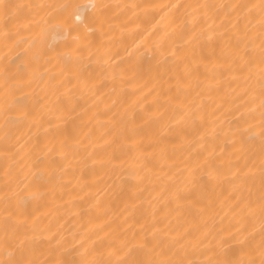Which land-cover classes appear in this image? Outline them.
<instances>
[{"label":"bare ground","instance_id":"obj_1","mask_svg":"<svg viewBox=\"0 0 264 264\" xmlns=\"http://www.w3.org/2000/svg\"><path fill=\"white\" fill-rule=\"evenodd\" d=\"M4 3L0 264H262L264 0Z\"/></svg>","mask_w":264,"mask_h":264},{"label":"snow or ice","instance_id":"obj_2","mask_svg":"<svg viewBox=\"0 0 264 264\" xmlns=\"http://www.w3.org/2000/svg\"><path fill=\"white\" fill-rule=\"evenodd\" d=\"M0 7L4 8L5 11H8L12 6L5 4L4 0H0ZM232 7L235 9L236 7H240V6L233 5ZM260 7L262 10H264V3H262L260 5ZM262 75H264V70H262ZM260 110H261L260 111L261 121H262V123H264V90H262V93H261ZM260 167H261L262 173H264V160L261 161ZM261 199H262V201H264V193H262ZM262 208H264V204H262ZM165 264H167V262H165ZM262 264H264V261H262Z\"/></svg>","mask_w":264,"mask_h":264}]
</instances>
